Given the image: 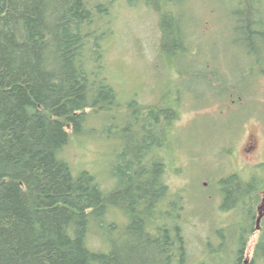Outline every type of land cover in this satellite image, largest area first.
<instances>
[{"label": "trees", "instance_id": "trees-1", "mask_svg": "<svg viewBox=\"0 0 264 264\" xmlns=\"http://www.w3.org/2000/svg\"><path fill=\"white\" fill-rule=\"evenodd\" d=\"M145 1L161 12V54L186 52L188 29L171 9L177 0ZM115 2L0 0V264H190L181 213L179 222H168L181 201L167 202L173 211L163 207L170 186L159 148L167 144L163 122L177 117L174 110L148 106L132 115L131 126L139 131L122 137L117 184L110 191L89 170L75 175L61 157L72 138L84 134L92 113L121 107L104 66L103 44L113 35L105 18ZM136 2L129 0L130 6ZM244 14L239 12L240 28L264 43V22L254 12ZM245 71L248 80L253 69ZM245 79L241 82L248 85ZM252 175L232 174L221 181L227 202L221 210L238 212L230 235L231 264H264V181ZM114 208L127 224L111 222L102 233L107 249L91 250L89 232L97 223L103 227ZM223 230L217 231L218 244L209 243V254L219 264L228 262L230 248Z\"/></svg>", "mask_w": 264, "mask_h": 264}, {"label": "rangeland", "instance_id": "rangeland-1", "mask_svg": "<svg viewBox=\"0 0 264 264\" xmlns=\"http://www.w3.org/2000/svg\"><path fill=\"white\" fill-rule=\"evenodd\" d=\"M171 9L183 16L188 29V48L177 57L160 52L161 12L151 9L145 0H137L134 6H130L129 0H116L105 18L113 35L103 46L105 73L118 92L121 107L92 113L84 134L74 136L61 157L69 162L75 175L89 170L96 175L101 188L110 191L117 184L114 175L122 137L139 131L136 125L131 126L132 115L141 107H170L177 117L171 123L163 122L167 144L159 148L166 159L165 179L170 186L164 204L177 199L181 203L168 222L182 223L190 264L203 260L205 264H219L209 254V243L218 244L217 231L225 229L230 245L226 264H231L234 245L230 235L236 230L238 212L221 210L220 192L215 185L234 169L246 179L257 173L264 181V74L258 75L264 71V43L256 36L248 37L238 25L239 12L247 16L254 12L255 18L264 22V0H177ZM249 68L253 73L247 80L243 75ZM214 69L219 78L212 74ZM192 70L205 73L207 78L210 72L216 86L193 78ZM242 78L248 85L240 84ZM218 79L223 81L222 89L229 88L228 95L236 87L234 83L248 92L249 103L253 93V108L220 106L218 98L209 93L213 87H219ZM191 89L206 95L204 101L201 98L195 103L194 109L189 104ZM253 113L258 120L243 126L244 118ZM168 116L173 117L169 113ZM191 119L194 121L189 125ZM251 135L255 136L256 148L247 153L244 147ZM169 203L163 207L173 211ZM158 220L160 224L165 222L163 215ZM113 221L121 227L128 222L114 208L104 219L103 227L97 223L98 227L93 226L89 232L91 250L107 249L102 233ZM258 236L256 232L247 247V263L253 257Z\"/></svg>", "mask_w": 264, "mask_h": 264}, {"label": "flooded vegetation", "instance_id": "flooded-vegetation-1", "mask_svg": "<svg viewBox=\"0 0 264 264\" xmlns=\"http://www.w3.org/2000/svg\"><path fill=\"white\" fill-rule=\"evenodd\" d=\"M212 74H214L216 76V74H217L216 69H214V71H212ZM211 75H210V72H209V77L207 78L205 73L198 74L196 70H192V72H191V76L193 78L196 77L197 79H199L201 81L207 82L208 84L211 83L213 85V83H212L213 78H211ZM216 77L219 78L218 76H216ZM218 80H219V83H217V85L219 87H217V88L213 87L212 89H210L209 93L213 94L214 97L216 96L218 98L220 106H222V107L225 106V107L231 108V109H234V108H236V109H239V108L240 109H243V108L248 109L249 107L253 108L254 99H255L253 93H250V103H249L248 102L249 99L246 98V96L249 95V94L246 95V93H248V92H245L246 90L241 89L239 84L234 83L236 87L233 88L232 90L230 89L231 90V94L228 95L227 93L229 92L228 91L229 88L222 89L221 85H222L223 81H222V79H218ZM241 83L242 82H240V84ZM213 86H216V83H214ZM190 93H191V98H190V103L189 104L192 106V109L196 108L195 103H197V101H200L201 98L202 99L204 98L203 101L205 100V96L206 95L204 93L203 94L202 93H198L194 89H191ZM202 107H204V106H202ZM249 115H247L244 118V120L242 121L243 126H244V124H246L247 122H249L251 120H254V119L258 120L257 114L253 113L250 116ZM193 121H194V119H191V121L189 122V125ZM255 148H256L255 136L251 135V137H249L248 143L244 147V150L247 153H250V152H253L255 150ZM233 149H235V147ZM233 149L231 150V152H233ZM232 174L241 175V173H239V170H237V169H234V171L232 173H230L229 175H232ZM229 175L221 177L218 180V184L215 185L217 187V190L220 192V207L222 205H224V204H227L225 196L222 193L221 181H222L223 178H225V177H227ZM205 184L208 185L207 182ZM260 197H261V202H263V204H264V187H263V189L260 192ZM234 204H235V206H241L243 203L240 202V201H237V202L235 201ZM260 226H261V220L259 221V219H257V225H256L257 232L259 231Z\"/></svg>", "mask_w": 264, "mask_h": 264}, {"label": "water", "instance_id": "water-1", "mask_svg": "<svg viewBox=\"0 0 264 264\" xmlns=\"http://www.w3.org/2000/svg\"><path fill=\"white\" fill-rule=\"evenodd\" d=\"M262 208V207H261ZM261 220V215H260V217H259V221Z\"/></svg>", "mask_w": 264, "mask_h": 264}]
</instances>
